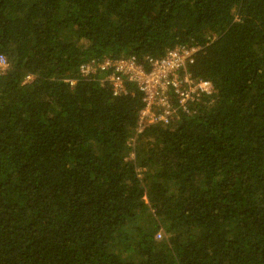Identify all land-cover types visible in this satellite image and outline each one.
Masks as SVG:
<instances>
[{"label":"trees","instance_id":"obj_1","mask_svg":"<svg viewBox=\"0 0 264 264\" xmlns=\"http://www.w3.org/2000/svg\"><path fill=\"white\" fill-rule=\"evenodd\" d=\"M174 47L212 93L140 123L100 65ZM0 56V264H264V0H0Z\"/></svg>","mask_w":264,"mask_h":264},{"label":"built area","instance_id":"obj_2","mask_svg":"<svg viewBox=\"0 0 264 264\" xmlns=\"http://www.w3.org/2000/svg\"><path fill=\"white\" fill-rule=\"evenodd\" d=\"M197 51L196 47H174L160 58L148 59L146 68L131 58L105 60L100 68L112 69L113 73L107 81L111 83L115 95L124 93L123 81L136 85L144 104L139 113L140 123L167 124L170 118L176 117L178 109L187 111L199 96L212 93L209 82L190 78L188 68L193 64ZM5 67V60L0 56V72ZM93 68L91 64L81 65L80 71L91 72ZM70 85H73L72 81ZM170 94L176 101V107L171 104Z\"/></svg>","mask_w":264,"mask_h":264}]
</instances>
